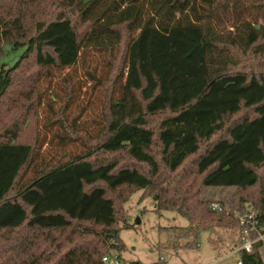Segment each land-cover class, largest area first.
I'll return each instance as SVG.
<instances>
[{"label": "trees", "instance_id": "1", "mask_svg": "<svg viewBox=\"0 0 264 264\" xmlns=\"http://www.w3.org/2000/svg\"><path fill=\"white\" fill-rule=\"evenodd\" d=\"M84 52L106 63L88 73L103 91L96 131L68 120V76L41 127L57 126L58 147L81 141L85 151L38 163L39 130L25 128L42 105L40 80ZM9 53L15 64L5 68ZM258 57L264 0H0V103L15 87L14 107L26 103L0 127V254L12 246L17 264H104L110 250L124 251L117 203L135 191L187 221L160 231L174 252L198 248L206 229L239 239L237 220L213 211L224 202L202 199L203 189H235L231 210L250 206L264 227V67L248 63ZM25 63L34 70L24 78ZM163 113L154 130L149 120ZM261 248L239 260L264 264Z\"/></svg>", "mask_w": 264, "mask_h": 264}, {"label": "rangeland", "instance_id": "2", "mask_svg": "<svg viewBox=\"0 0 264 264\" xmlns=\"http://www.w3.org/2000/svg\"><path fill=\"white\" fill-rule=\"evenodd\" d=\"M15 57L16 54L9 53L3 59L5 68L8 63L15 60ZM248 63H251L253 67L261 64L264 67V57L250 58ZM33 70L31 63H25L18 74L25 78ZM105 71L106 63L101 54L84 52L75 67L60 72L53 70L51 78L40 80L38 87L42 94V105L35 109L34 114L31 113L29 127L25 128V133L31 137L37 128L39 130L41 149L39 150L38 163L41 161L49 163L65 161L71 156L85 151L81 141L58 147L55 139V134L59 132L57 126L47 129H43L41 126L52 117V112H56L60 107L59 98L66 95L68 89L66 78L70 76L75 93L67 109V118L69 121H75L78 128H85L94 133L101 115L103 91L93 85L88 73L100 75ZM15 91H17L16 87ZM15 91H12L0 103V127L10 117L18 116V113L24 111L23 107L17 108L21 104H26L23 100H20L17 107H14L13 97L9 98ZM164 116L166 113L151 118L149 126L155 130ZM153 152L157 155L159 149L154 147ZM185 170H190V167L186 166ZM200 197L215 202L223 201L230 205L237 200V191L233 188H207L202 190ZM117 204L118 214L127 222L128 229L120 231L119 238L124 244V251L120 254L116 253L126 264L134 262L142 264H237L239 260L238 254L231 253L237 236L228 229L202 230L198 248L180 249L174 252L167 242L168 237L160 231L164 227H184L187 225L185 219L173 212L156 210L151 197L144 195L143 191L132 193L121 207L119 203ZM114 253V250L108 252V254ZM260 253L264 260V247L261 248ZM19 254L20 252L14 251L11 246V251L5 252L4 255L0 254V264H17ZM8 255H12V257Z\"/></svg>", "mask_w": 264, "mask_h": 264}, {"label": "built area", "instance_id": "3", "mask_svg": "<svg viewBox=\"0 0 264 264\" xmlns=\"http://www.w3.org/2000/svg\"><path fill=\"white\" fill-rule=\"evenodd\" d=\"M213 211H224L231 213L235 220L239 223V239L234 244L231 253L239 254L244 251L249 253L252 251L255 244H261L264 247V227L259 226L257 215L248 205H245V210H231L227 203H212ZM104 264H126V262L117 254H107L102 259ZM237 264H242L238 260Z\"/></svg>", "mask_w": 264, "mask_h": 264}, {"label": "water", "instance_id": "4", "mask_svg": "<svg viewBox=\"0 0 264 264\" xmlns=\"http://www.w3.org/2000/svg\"><path fill=\"white\" fill-rule=\"evenodd\" d=\"M14 64H15V61L11 62V63H10V66H13Z\"/></svg>", "mask_w": 264, "mask_h": 264}]
</instances>
